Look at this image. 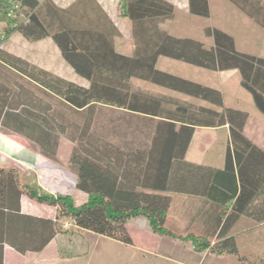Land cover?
I'll return each instance as SVG.
<instances>
[{
    "label": "trees",
    "instance_id": "trees-1",
    "mask_svg": "<svg viewBox=\"0 0 264 264\" xmlns=\"http://www.w3.org/2000/svg\"><path fill=\"white\" fill-rule=\"evenodd\" d=\"M225 1L264 31V0ZM9 2L0 0V21L8 18ZM17 2L25 19H10L5 39L15 32L32 42L52 39L63 60L90 86L0 47V129L27 139L52 161L58 149L53 134L76 143L79 148L70 165L77 172V189L88 200L78 206L71 196L41 193L38 186L23 181L19 169L1 167L0 264L6 245L20 254L40 253L63 233L66 222L130 244L127 223L144 217L154 234L174 236L165 227L171 194L203 197L223 206L234 201L229 218L247 216L264 223V150L244 134L249 113L226 108L219 90L157 69L159 58L165 57L213 72L238 71L242 88L264 116V58L238 52L233 36L215 28L204 30L213 40L210 47L169 34L164 25L175 16L169 0L118 3L129 25L132 56L117 52L115 40L121 32L97 0H75L67 8L50 0ZM188 10L193 16H211L209 0H188ZM134 81L200 104L143 89ZM106 109L113 115L102 117ZM227 126L223 169L186 161L197 129ZM23 195L56 207L55 220L23 215ZM185 240L198 250L211 246L208 237ZM225 244L217 249L219 254L236 252L233 243ZM240 263L264 264V259Z\"/></svg>",
    "mask_w": 264,
    "mask_h": 264
},
{
    "label": "crops",
    "instance_id": "crops-1",
    "mask_svg": "<svg viewBox=\"0 0 264 264\" xmlns=\"http://www.w3.org/2000/svg\"><path fill=\"white\" fill-rule=\"evenodd\" d=\"M97 1L115 24V0ZM70 5L71 3L68 4ZM42 42L45 41L41 40ZM24 57L80 86H90V82L80 77L65 61L66 64L59 62V65H53L44 63L41 56L40 60L27 55ZM248 113L250 117L244 134L255 146L264 150V120L254 112ZM214 130L223 132L229 141L228 126ZM221 158L218 165L209 166L223 169L225 154ZM0 161V168L12 166L19 169L23 181L30 186H38L41 193L54 197L71 196L78 206L88 200V195L77 189V172L70 165V161L60 166L14 136L0 134ZM171 197L172 204L165 227L174 236L154 234L149 221L144 217L132 218L127 223L132 239L130 244L79 230L72 223L66 222L63 233L57 234L40 253L20 254L6 245L4 264H59L65 258L79 255L91 262L93 245L100 248L99 264H241V259H264V223H257L247 216L229 218L234 201L223 206L220 201L203 197L183 194H171ZM21 212L23 215L51 220H55L57 216L56 207L38 203L27 195L22 196ZM189 236L208 237L210 248L198 250L192 242L185 240ZM226 242L228 243L225 244ZM231 243L235 246V253L226 250L222 254L218 253V248L224 244L230 246ZM115 249L124 255L115 253Z\"/></svg>",
    "mask_w": 264,
    "mask_h": 264
},
{
    "label": "rangeland",
    "instance_id": "rangeland-1",
    "mask_svg": "<svg viewBox=\"0 0 264 264\" xmlns=\"http://www.w3.org/2000/svg\"><path fill=\"white\" fill-rule=\"evenodd\" d=\"M45 1L47 0H40L41 3ZM50 1L61 8H67L69 7L68 4H72L73 2V0ZM120 1L121 0H115V11L113 14L115 17V25L121 32V36L115 40V45L117 52L120 54L132 56L133 47L129 36V25L127 20L122 18L118 12V3ZM169 1L175 6L174 19L164 25V29L169 34L181 38H192L210 47L213 45V40L205 37L204 30L208 27L215 28L233 36L238 52L264 58V31L230 3L225 0H209L211 16L210 18H202L193 16L189 13L188 0ZM9 7L8 18H4L0 21V47L22 58H25L24 56L27 55L40 60L39 58L41 56L43 57L42 60L44 63H51L53 65H59V62L65 63L58 48L50 38L43 40L45 42L42 43L41 41L32 42L15 32L5 39L4 35L9 26L8 21L12 19L19 23L25 19L24 9L20 7L17 0H11V2H9ZM47 45L50 46L48 47ZM157 69L197 84L219 90L223 95L226 108L254 112L260 115L264 120V116L255 107L251 94L242 88L241 77L238 71L213 72L165 57L159 58ZM133 83L135 86H139L143 89L166 94L194 104H200L198 101L149 83L140 81H134ZM62 110L65 112L64 109ZM112 113L111 110L106 109L102 110L101 115L106 118ZM0 134H10V136H14L31 146V148H34L27 139L19 135H13L3 128L0 129ZM52 137L53 141H57L58 145L56 161L54 162L60 166L65 165L70 161L72 155L79 146L69 141L64 136L53 134ZM228 145V140L223 132H217L214 129H197L187 153L186 161L195 164L216 166L222 161L221 156H223V154L226 155ZM92 250L93 255L91 262L86 260L84 256L79 255L70 259L65 258V261L59 262V264H99L98 254L100 248L93 245ZM115 253L124 255L117 249H115Z\"/></svg>",
    "mask_w": 264,
    "mask_h": 264
}]
</instances>
